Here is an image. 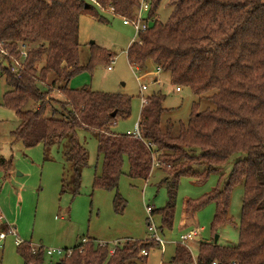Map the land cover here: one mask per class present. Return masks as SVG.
<instances>
[{
    "label": "trees",
    "instance_id": "16d2710c",
    "mask_svg": "<svg viewBox=\"0 0 264 264\" xmlns=\"http://www.w3.org/2000/svg\"><path fill=\"white\" fill-rule=\"evenodd\" d=\"M139 2L0 0V57L4 61L0 74L5 75L9 86L0 104L13 109L19 119L12 132L14 139L22 141L25 148L41 144L45 149L47 144L69 135L77 188L81 168L88 163L86 148L77 138L78 128L98 134V151L104 161L102 173L94 177V187L116 189L125 157L131 177L147 179L153 165H159L168 173L169 198L166 207L152 209L151 213L158 211L168 228L173 225L180 179L194 174V164L208 166L206 177L234 153H245L235 161L223 187L186 202L185 215L191 217L206 203L214 202L213 231L233 223L228 213L231 192L242 183L238 243L226 246L202 241L196 262L264 264V0H171L174 8L169 19L164 22L155 17L153 24L140 33V41L129 45L130 64L145 67L151 60L169 73L176 87H190L199 95L216 90L208 96L215 108L200 110L193 102L189 119L180 123L178 132L173 131L170 120L165 129L161 127L165 95L145 97L139 119L142 138L114 129L120 119L130 116L131 96L69 85L76 74L90 69L96 61L109 63L115 57L92 42L90 60L87 65L81 64V14L91 10L100 20H106L98 10L113 8L112 14L131 17ZM160 2L153 0L149 16L156 15ZM38 62H43L41 67ZM14 66L18 67L15 72ZM55 89L65 96L64 101L49 95ZM12 165V158L0 154V170L9 172ZM120 199L117 193L115 201ZM7 227L0 219V230ZM149 238L126 239L114 247L91 238L77 244L72 254L57 264H138L147 260L143 250L160 246L159 241ZM19 246L23 264H44L43 247L34 250L31 243ZM192 261L189 249L179 242L169 263L162 264Z\"/></svg>",
    "mask_w": 264,
    "mask_h": 264
},
{
    "label": "rangeland",
    "instance_id": "374dc122",
    "mask_svg": "<svg viewBox=\"0 0 264 264\" xmlns=\"http://www.w3.org/2000/svg\"><path fill=\"white\" fill-rule=\"evenodd\" d=\"M148 1L152 5L153 0ZM170 3L171 0H161L155 8L161 21L169 19L174 8ZM98 11L106 20H100L91 10H85L80 16V62L88 64L91 43L95 42L114 54L115 57L109 62L112 69H108L109 63L96 61L90 69L76 74L69 85L131 96V114L117 122L114 127L116 131H133L140 119L143 97L153 94L165 95L166 110L161 127L165 129L170 120L174 132H178L181 122L187 123L193 102L199 104L200 110L215 108L213 101L208 98L215 89L200 95L193 93L187 86L176 91L169 73L157 72L153 61H148L145 67L130 64L127 50L132 40L136 39L135 29L125 24L120 15L102 11L101 8ZM0 64H4L1 57ZM42 64L38 62V67ZM47 82L51 83L49 79ZM143 84L147 85L144 90ZM8 89L5 75L0 74V102ZM49 95L64 101L65 96L57 89ZM31 104L34 105L33 102ZM18 125L19 121L14 120L0 122V154L13 161L9 172L0 170V214L3 222L15 224L22 245L31 243L34 250L43 247L44 264H57L65 258V252L81 243L83 238L106 242L114 247L126 239L145 240L152 237L155 230L164 239V248L160 245L149 250L147 260L139 261L138 264L169 263L179 242L191 252L193 261L190 264H197V245L202 241H215L216 234L220 236L219 244L234 246L238 243L244 196L242 183L235 185L231 192L228 213L233 223L218 226L215 232L212 229L216 212L214 202L206 203L191 217H186L185 207L188 200H199L207 193L223 187L235 161L245 157V153H234L206 177L204 170L208 166L194 164V174L183 175L180 179L173 225L168 228L163 225L158 211L151 213L148 210L166 207L169 198L166 182L168 173L159 165H153L147 179L131 177L128 174L129 161L125 157L123 173L116 189L94 187V177L102 173L104 161L103 154L98 151V134L78 128L77 138L86 148L88 163L81 168V181L77 188L70 154V136L47 144L45 149L41 144L25 148L22 141H15L12 134ZM117 193L121 195L119 202L115 201ZM195 227H202L203 230L193 239L182 242L181 236ZM19 247L15 237L9 235L0 247V264H23ZM49 248H61L64 254L48 255L46 250Z\"/></svg>",
    "mask_w": 264,
    "mask_h": 264
},
{
    "label": "built area",
    "instance_id": "2783aa9c",
    "mask_svg": "<svg viewBox=\"0 0 264 264\" xmlns=\"http://www.w3.org/2000/svg\"><path fill=\"white\" fill-rule=\"evenodd\" d=\"M95 2V0H94ZM152 8V5L151 3L148 1V0H140L139 2V5L137 6V8L135 9L133 15L131 17H124L123 18V22L125 24H130L133 26V28L135 29V37L136 39L132 40V42H135V41H140V33L142 31H145L147 30L154 22V19L155 17H157L158 15L156 14L154 17L153 16H149V13L148 15H145L146 12H149ZM102 9V8H101ZM104 10V9H102ZM113 8L109 9L110 12H112ZM131 42V43H132ZM23 49H25V46L23 45ZM22 53L25 55L26 54V51H22ZM18 65V67L20 66V62H17L16 61V66ZM12 67V71H17L18 70V67ZM111 65L108 66V69H111ZM147 88V85L143 84L142 85V89H146ZM177 90H181V87L177 86L176 87ZM146 102V98L143 97V102L142 104H144ZM128 134H132L134 135L135 137L137 138H142V133H141V130H140V127H139V122L136 124L135 128L133 131L131 130H128L127 131ZM148 210L151 212L152 209L151 208H148ZM0 218L2 220V216L0 215ZM202 228H197V229H193V230H190L188 233L186 234H183L181 236V240L182 242H185L187 241L188 239H192L193 237L197 236L200 232ZM9 235H13L15 237V243L17 245H21L23 244V241L22 239L19 237V234L17 232V229L14 225L12 224H8V227L6 230H0V247L2 246V242L9 236ZM155 240L159 241L160 245L162 248H164V245H165V241L164 239L156 232L155 230V233L154 235L152 236ZM83 243H86L87 241H89V239H86V238H83ZM74 250V247L71 248V249H68L66 252H65V255L66 256H70L72 254ZM47 254L48 255H62L64 254V250L61 249V248H49L46 250ZM142 253L144 255H147L148 254V251L147 250H143ZM65 256V257H66ZM213 264H216V262H213Z\"/></svg>",
    "mask_w": 264,
    "mask_h": 264
},
{
    "label": "crops",
    "instance_id": "0c3cea01",
    "mask_svg": "<svg viewBox=\"0 0 264 264\" xmlns=\"http://www.w3.org/2000/svg\"><path fill=\"white\" fill-rule=\"evenodd\" d=\"M112 69V68H111ZM158 69V70H157ZM110 70V69H109ZM156 70H157V72H160L161 70L157 67L156 68ZM156 81H158V79L156 78L155 79ZM175 90L176 91H181V90H177L176 88H175ZM6 120H14V121H19V119H18V117H17V115H16V113L14 112V110L13 109H10V108H7V107H5V106H3V105H1L0 104V122H2V121H6ZM13 225H15V224H13ZM197 228H200V227H195L194 229H197ZM202 228V227H201ZM193 230V229H192ZM201 230H203V228L201 229ZM200 230V231H201ZM199 234H200V232H199ZM198 234V235H199ZM197 235V236H198ZM194 238V237H193ZM192 238V239H193ZM219 238H220V236H219ZM219 240V239H218ZM198 247H199V244L197 245ZM150 253V252H149ZM149 253L147 254L148 256H149Z\"/></svg>",
    "mask_w": 264,
    "mask_h": 264
},
{
    "label": "water",
    "instance_id": "95a60500",
    "mask_svg": "<svg viewBox=\"0 0 264 264\" xmlns=\"http://www.w3.org/2000/svg\"><path fill=\"white\" fill-rule=\"evenodd\" d=\"M113 114H115V112ZM218 239H219V235L216 234V236H215V242H218Z\"/></svg>",
    "mask_w": 264,
    "mask_h": 264
}]
</instances>
